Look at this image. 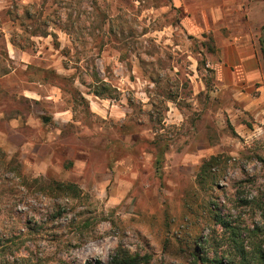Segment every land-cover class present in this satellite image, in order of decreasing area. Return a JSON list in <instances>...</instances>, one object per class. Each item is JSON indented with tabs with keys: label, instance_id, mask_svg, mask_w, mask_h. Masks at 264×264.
<instances>
[{
	"label": "clouds",
	"instance_id": "clouds-1",
	"mask_svg": "<svg viewBox=\"0 0 264 264\" xmlns=\"http://www.w3.org/2000/svg\"><path fill=\"white\" fill-rule=\"evenodd\" d=\"M264 264V0H0V264Z\"/></svg>",
	"mask_w": 264,
	"mask_h": 264
},
{
	"label": "rangeland",
	"instance_id": "rangeland-1",
	"mask_svg": "<svg viewBox=\"0 0 264 264\" xmlns=\"http://www.w3.org/2000/svg\"><path fill=\"white\" fill-rule=\"evenodd\" d=\"M195 244H196V240L195 238H190L189 239V264H192V260H193V252L195 251ZM200 264H202V262L198 261Z\"/></svg>",
	"mask_w": 264,
	"mask_h": 264
},
{
	"label": "trees",
	"instance_id": "trees-1",
	"mask_svg": "<svg viewBox=\"0 0 264 264\" xmlns=\"http://www.w3.org/2000/svg\"><path fill=\"white\" fill-rule=\"evenodd\" d=\"M193 254V260H192V264H200L198 261H199V257L198 255L195 253V251L192 253ZM202 262V261H200ZM203 264V262H202Z\"/></svg>",
	"mask_w": 264,
	"mask_h": 264
}]
</instances>
